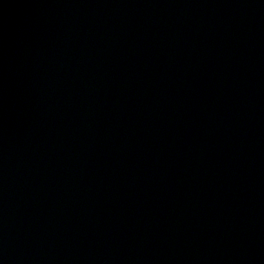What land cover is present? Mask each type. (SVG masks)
Wrapping results in <instances>:
<instances>
[{"label": "water", "instance_id": "95a60500", "mask_svg": "<svg viewBox=\"0 0 264 264\" xmlns=\"http://www.w3.org/2000/svg\"><path fill=\"white\" fill-rule=\"evenodd\" d=\"M0 264H264V0H0Z\"/></svg>", "mask_w": 264, "mask_h": 264}]
</instances>
